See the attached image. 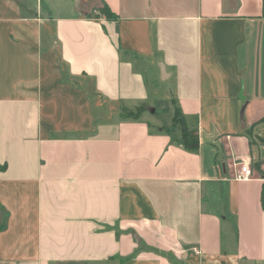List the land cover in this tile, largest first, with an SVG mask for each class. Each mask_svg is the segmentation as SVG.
<instances>
[{"label": "crops", "instance_id": "0c3cea01", "mask_svg": "<svg viewBox=\"0 0 264 264\" xmlns=\"http://www.w3.org/2000/svg\"><path fill=\"white\" fill-rule=\"evenodd\" d=\"M263 174L264 0H0V264H264Z\"/></svg>", "mask_w": 264, "mask_h": 264}, {"label": "rangeland", "instance_id": "374dc122", "mask_svg": "<svg viewBox=\"0 0 264 264\" xmlns=\"http://www.w3.org/2000/svg\"><path fill=\"white\" fill-rule=\"evenodd\" d=\"M174 101L173 99H170V104L168 101L166 103H162L159 101H150L149 103L143 104L140 107H137V110L140 108L142 112L139 114L138 119L140 120H157L162 129L165 131H170L174 134L180 135L181 137V130L183 122L176 116L175 111L173 110ZM136 109V108H135ZM122 113L119 114L118 109L114 108V116L121 115V117L124 118L126 116V113H129V109H127L124 105L121 108ZM133 114L135 111H132ZM126 119V118H124ZM185 122V120H184ZM185 126L188 130V134L192 132V129L188 127L185 123ZM159 125L154 126L155 129H157Z\"/></svg>", "mask_w": 264, "mask_h": 264}, {"label": "trees", "instance_id": "16d2710c", "mask_svg": "<svg viewBox=\"0 0 264 264\" xmlns=\"http://www.w3.org/2000/svg\"><path fill=\"white\" fill-rule=\"evenodd\" d=\"M100 14L105 16L107 19H112L114 18V15L109 11L108 8L104 7L100 9ZM176 116L183 122L182 125V130H181V143L183 146L187 149H195L197 147V133L195 131H192L191 133L188 134V130L185 126V122L179 111L175 108L174 109ZM142 112V110L139 108L136 110L133 114V112L126 113V116L124 118L126 119H132V120H137L139 117V114ZM252 140H250V144H252ZM262 207L264 209V200L262 201Z\"/></svg>", "mask_w": 264, "mask_h": 264}, {"label": "built area", "instance_id": "2783aa9c", "mask_svg": "<svg viewBox=\"0 0 264 264\" xmlns=\"http://www.w3.org/2000/svg\"><path fill=\"white\" fill-rule=\"evenodd\" d=\"M240 180H250L252 179V172L249 165H241L240 173L237 176ZM262 180H264V174L262 176ZM196 254H199V251L195 249Z\"/></svg>", "mask_w": 264, "mask_h": 264}]
</instances>
